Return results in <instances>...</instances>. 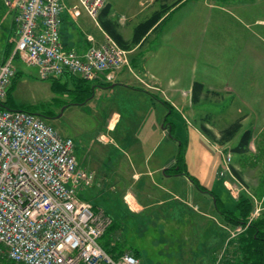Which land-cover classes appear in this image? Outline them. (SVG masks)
Segmentation results:
<instances>
[{
    "label": "rangeland",
    "instance_id": "obj_1",
    "mask_svg": "<svg viewBox=\"0 0 264 264\" xmlns=\"http://www.w3.org/2000/svg\"><path fill=\"white\" fill-rule=\"evenodd\" d=\"M177 1L179 0H162L160 2L156 0H110L112 4L111 13L115 16V19H120L122 16L130 18L137 15L136 20H145L160 9L161 3L173 4ZM227 1L229 0H195V2H190L191 4L189 3L188 5L191 7L200 5L203 15L201 33L199 35L196 33L195 38H188L186 40V43L194 42V45L192 44L188 49L185 48V53H183L181 48L183 44L184 46L186 44L183 42L182 37L179 38L176 35L170 42L164 43V41H161V33H155L135 54H129V67L132 68L135 74L134 79L137 81L133 83V85H137L135 88L140 91L148 90L152 96L156 97L159 103L162 105H164L162 102L167 103L171 109L170 111L167 109L171 113L170 115L175 112V119H178V117V120L181 119L182 134L184 132L187 133L189 129L198 131L199 135H201V141L204 142L207 139L209 142L205 143L213 146L211 149L213 152L208 153V158L218 159V156L221 157L220 176L230 180L229 191L232 197L231 201L236 204L241 195L252 200L254 209L249 218V221L252 222L264 215V197L262 199L259 198L264 187V94L255 97V102L244 101V103H233L226 100V93L218 95L208 91L203 95L204 98L198 104H194L192 102V92L190 91L195 80H204L206 83H209V75L213 71V73L219 71L217 72L218 75L214 76V80L223 82L228 80L229 70L226 71L225 66L229 61L230 48L242 46L243 40L246 41L244 47H247L252 41L251 38H243L242 33H224V28V30L222 29L223 31L219 29L216 32L215 27L217 26L214 25L216 20L222 22L224 25L227 22V16L225 15L229 13L226 10H230V12L236 15L235 10L231 8L232 6L230 9H227ZM253 1L252 7H255L252 8L253 12L264 19V0H260L259 2ZM141 2L142 4L140 5ZM107 4H109V0L105 3V6ZM7 14L8 12L4 8L3 0H0V23L2 22L3 27L9 29L7 27L11 25L12 18L8 17ZM213 14L215 19L212 18ZM6 16L7 18H4ZM239 19L241 20L242 17L239 16V18L235 19L236 23H239ZM97 20H90L87 14L84 13L81 21L77 22L78 24L76 25L71 23L72 27H70L71 25L66 26V32L64 33H97L98 29L95 26L98 25ZM230 31L232 30L230 29ZM3 35L5 36L6 33H0V38ZM94 39L96 38L94 37ZM262 40L261 38L258 43L260 45L259 49L257 42L253 45L259 50L256 51V54L250 52L249 55H243L238 52V54L235 53L230 56L231 60L234 58V60L229 61L234 62L235 65L233 73L238 74L242 78L243 71L239 68L243 66V63L247 64L255 57L258 60L261 58L260 62L264 63ZM106 41L107 38L104 36L102 39L95 40V45L100 46ZM2 44L3 40L0 39L1 59ZM8 46L11 49L12 44L8 43ZM149 52L154 57L148 56ZM141 53L146 57L152 58H150L151 64L148 67L155 70V73L159 75L165 74V78L169 79L171 83L175 81V84H170V88L175 87L176 90L183 89L182 95L184 96V101L173 99L171 93L162 91V89L167 91L165 88L168 87L151 86L147 80L140 79L145 73L147 74V71H144L141 67L138 69L132 67L131 59L135 57L134 60L139 63L140 59L136 58ZM18 67L23 70V73L20 75L12 99H10V108L34 106L36 107L35 113H39L45 106L46 113L52 118L47 119L48 123L61 136L73 140L75 156L78 159L80 167L84 166L82 167L83 169L93 172L95 175V186L82 190L80 192L81 198L109 213L117 224L113 212L116 210L118 211L117 213L122 214V207L117 200L112 197L109 198L112 193L104 192V188H100V186L105 184L103 182L105 180L104 175L112 173L111 169L117 167L119 161L123 167L129 168L126 164L129 163L131 157H127V154H123L122 151H117L113 143L116 141V143L120 144L121 140L129 139L135 134L134 132L139 129L136 124L140 120L138 116L151 108L149 104L150 99L147 100V98L145 99V97H141L140 95H133L128 90L121 89L120 87L111 88L116 83L100 86V84L104 83L99 84L98 81L82 82L79 78L76 79V77L72 78L70 76L69 78L63 76L60 79L61 84L68 82L70 91L62 93L60 92L61 90H58L54 92L51 90V81L41 80L35 67H31L22 61L18 62ZM209 67H213V70H210ZM215 68H219V70H215ZM181 82H184V84L179 85L178 83ZM159 109L161 112L165 111L161 106H159ZM114 112L120 113L123 119L117 131L110 133L106 127H109L108 123ZM245 115L248 116L244 121L247 123H245L246 126L241 124L242 128L239 134L231 142L224 145L221 144V134L226 129L225 127H229V124L234 121L236 122L238 117ZM243 120L240 121L242 122ZM203 127L211 132V136L205 134ZM246 131H251L253 135L249 151L245 155L235 154L233 149L239 144L241 136ZM103 132L109 135L108 140H110L112 145H104V142L101 141L99 136ZM171 137L174 138V134ZM186 138L187 141L188 136ZM186 141L183 143L181 155H179L182 160V170L195 177L202 178V156L197 150L199 146L197 145L194 148L190 140L189 142ZM122 146H125L124 142ZM178 154L179 146L169 138L168 141L165 140L161 148L156 152L155 157L167 161L172 158L171 156H176L178 159ZM228 156H230L231 160L228 166H226L225 160ZM233 169L242 176L243 181L233 175ZM178 181L180 183V180ZM202 186H205V184L202 183ZM175 189L179 190V193L183 196L186 195L187 188H182L180 184H177ZM192 191L197 195L196 201L199 203V206L204 208L207 204V198H204L203 194L196 189H192ZM185 198L188 199L187 195ZM221 200H223L222 202L225 205L223 208L228 210L232 208L231 201ZM214 204H216L215 200H213ZM125 212L126 210L124 209L123 213ZM215 215L218 216V214ZM124 217H121L118 221L119 225L124 229H115L108 238L109 243L110 240H114L120 246L125 247L124 250L132 249L139 252L143 264H193L189 262L193 249H191V246H185L184 235L186 234L188 239L191 240L197 239V232L200 230V227L196 223L192 224L196 218L194 214L190 215L188 212L181 213L176 223L174 221L166 223L167 229L165 230L160 225H154L147 230L145 221L134 224L128 218L129 216ZM221 217V215L218 216L219 222L223 225L220 227L222 231H218L216 235L222 240V245L220 244L221 246L215 247L213 250V253L218 256L217 260L215 259V264L232 263V260L227 258L226 254L231 249L236 248L235 244L233 245L234 239L244 231L242 227H234ZM207 226L206 228L210 232L215 229L212 221H209ZM212 232L209 236L214 237ZM201 250L203 251L204 249L201 248ZM178 254H181V257ZM226 258L228 260L225 262Z\"/></svg>",
    "mask_w": 264,
    "mask_h": 264
},
{
    "label": "built area",
    "instance_id": "obj_2",
    "mask_svg": "<svg viewBox=\"0 0 264 264\" xmlns=\"http://www.w3.org/2000/svg\"><path fill=\"white\" fill-rule=\"evenodd\" d=\"M107 0H3L13 15V49L0 64V104L18 74L17 60L35 67L41 80L71 75L114 84L129 51L109 36L80 51L62 41L65 15L96 21ZM230 156L225 160L230 163ZM224 175V173H222ZM95 175L80 167L72 139L39 115L0 106V258L15 264H143L132 249L109 253L103 240L114 218L83 200ZM117 242L110 240L113 248Z\"/></svg>",
    "mask_w": 264,
    "mask_h": 264
},
{
    "label": "crops",
    "instance_id": "obj_3",
    "mask_svg": "<svg viewBox=\"0 0 264 264\" xmlns=\"http://www.w3.org/2000/svg\"><path fill=\"white\" fill-rule=\"evenodd\" d=\"M67 1L69 5L74 4L76 2V0ZM255 1L259 2L260 0ZM190 2H195V0L187 1L170 16V19L167 23L163 24L157 29L154 28L152 31H150L139 46H136L135 49L130 50V54H135L136 51L141 46H143L148 41V39H150V37L155 33H161V41H164V43L170 42L171 39L176 37V35L179 38L182 37L183 42L186 45L184 46L183 44L181 49L183 50V53H185V48L188 49L189 46H191L192 44L194 45V42L186 43V40H188V38H195L196 33H198V35L199 33H201L203 21V15L201 13L200 5H194L191 7L190 5H188ZM253 3V0L227 1V9H230V7L232 6L231 8L235 10L236 15L233 14V12H230V10H226V12H228L229 14L225 15L227 16V22H225V25L217 20L214 23V25L217 26L215 27L216 32H218L219 29L222 30L224 28V33H242L243 38L246 37L252 39L251 43L247 45V47H244L246 41L243 40L242 46L230 48L229 61L231 60L230 56L234 55L235 53L238 54V52L243 55H249L250 52L256 54V51H259L258 49L260 48V45L258 43L261 38L263 39L262 45L264 46V19L261 18L260 15H255V13L253 12L254 10H252V8H255L252 7ZM141 4L142 2L140 3V5ZM109 5L112 6L110 0ZM7 16H10L12 18L11 25L7 27L9 29L3 27L2 22L0 23V33H6L5 36L3 35L0 38L1 40H3V44L1 47L2 59L0 58V64L3 63L7 55H9V53L13 49V44L11 43V41L16 37L17 28L14 22V17L13 15L8 14ZM7 16L4 18H7ZM65 16L69 19V23H72L73 25L78 24L82 18L81 17L77 21H74L70 19L68 15ZM239 16L242 17L241 20H238L240 24L236 23L235 21V19L239 18ZM136 17L137 15L135 17L132 16L130 18L122 16V18L120 19H115V16L112 15V13L110 14V19L116 23L118 31L124 36L127 41H130L132 39L135 28L141 22L150 18L148 17L145 20H136ZM212 18L215 19L214 14L212 15ZM228 23L230 24L227 25ZM95 26L98 29L97 33H62V41L64 46L69 49L75 48L80 51H84L90 46H92V43L88 40L89 36L93 35L96 38L95 40L102 39L104 36H108V34L101 28L99 23ZM70 27H72V25ZM74 29L75 28L73 26V30ZM230 29L233 32L230 31ZM256 42L258 44V49L256 46H253L256 44ZM8 43L12 44L11 49L10 46H8ZM148 56L154 57L151 52H149ZM134 58L131 59L132 67H134L135 69L141 67L144 71H147V74H144L145 77H139L140 79L143 78L147 80L148 84H150L151 86H166L168 87L165 88L167 91L163 89L162 91L171 93L173 99H177L178 101H184V96L182 95L183 89L180 88L176 90L175 87L170 88V84H173L175 81L171 83L169 79L165 78V74L159 75L155 73V70H152L148 67V65L151 64V57H146L143 53H141L140 55H138V58H136L140 59L139 63L136 62ZM260 59L261 58H259L258 60L255 57L252 61H249V63H243V66L239 68L243 71L241 75L242 78H240L238 74L233 73V71L235 70L234 62L228 61L225 66L226 71L229 70L228 80L224 82L214 80V76H217V72L219 71H217L216 73H213V71L212 74L209 75V83H206L204 80L193 81V85L195 83H201L205 87V90L199 98V102L204 98L203 95L208 91L216 93L218 95L220 93H226V100L232 101L233 103H244V101H254L255 97H258L260 94L263 95L264 63L262 64L260 62ZM232 60H234V58ZM18 62L21 61L17 60V67ZM209 69L213 70V67H209ZM215 70H219V68H215ZM22 73L23 70L18 67L17 75L20 77ZM134 75L135 74L131 67L125 69V71H123L119 75L118 81L116 82V84H114V87H120L121 89L128 90L133 95L136 94L140 95L141 97H145V99L147 98V100L150 99L149 104L151 108L147 112L141 113L138 116L140 117V120H138L136 124L137 128L139 129L134 132L135 134H133L132 137H130L129 139L121 140L120 144L116 143V141L113 140L114 148H116L117 151H122L123 154H127V157H131L129 163L126 164L129 166V168L123 167L122 163L119 161L118 166L114 169H111L112 173L104 175L105 180H103V182L105 184L100 186V188H104V192L107 191L109 193H112L109 198L112 197L117 200L120 203L122 210H126L125 213H123L122 211L123 215L117 213L118 211L114 210L113 213L115 214V219L117 222V224L115 223V229H124L118 223L121 217L124 216V218H126V216H129L128 218L134 224L140 222L143 223L145 221L147 230L154 225H160V227L165 230L167 229L166 223L168 221H174L176 223L179 220V215L181 213L188 212L190 215L194 214V217L196 218L195 222H193L192 224L196 223L198 224V227H200V230L197 232V239H195L196 241L191 240L188 239L186 234L184 235L185 246H191V249H193L191 254V260L189 262L193 264H215V259L217 260L218 256L213 253V250L215 249V247H219L222 245V240L218 238L216 234H218V231H222L220 227H222L223 225L219 222L220 217L218 218L219 213L216 210V205H213V197L208 192H204L199 189L192 182V178H194L201 187L206 188L209 192L217 196L220 199L221 204L225 206L222 202L223 200L221 199H225L227 202H230L232 200V197L229 191L231 184L230 180H228V178L226 177L220 176L222 159L220 156H218V154V159L208 158V153L213 152L211 150L213 146H209L208 144H206L209 142L207 139L204 142L201 141V135H199L198 131L189 129L187 133L184 132V134H182V126L180 125L181 119L178 120L179 117L178 119H175V112H173L170 118L167 119V116L171 113L167 110L164 105L159 103L148 90L140 91L135 88L137 85H133V83L137 81L134 79ZM178 84H184V82ZM193 85L190 88L192 94ZM159 106H161L162 109H165V111L161 112L160 109L158 110ZM246 116L247 115L240 116L236 120L238 121L244 119L241 124H243V126H246L247 123L244 122L248 118V116ZM110 118L111 120H109L108 123L109 127L106 128L108 132L113 133L117 131L120 123L122 122L123 117L120 115V113L114 112ZM232 123H235V121ZM171 132L174 134V138L171 137ZM186 136H188L187 141ZM99 137L101 141L104 142V145H112L110 143V140H108V134L103 132L100 134ZM169 138L170 140L175 142L176 145L179 146V154H181V147L185 141L189 142L190 140V143L193 145L194 148L197 145L199 146L197 150L201 153L202 156V178L195 177L184 171V173H178L180 168H182V160L178 162L176 156H171L172 158L167 161H163L162 159L155 157L156 152L161 148L165 140L168 141ZM123 142L125 146H122ZM171 168H173L176 172L173 173L169 171ZM178 180H180V183ZM202 183H204L205 186H202ZM177 184H180L182 188H187L186 195L188 199L185 198L186 195L183 196L179 193V190L175 189ZM192 189H196L197 191L203 194L204 198H207V204L204 208L199 206V203L196 201L197 195L194 191H192ZM231 206L232 208L229 211H234L236 209V204L232 202ZM94 207L98 209L100 208L97 205H94ZM212 210L214 213L212 212ZM215 214H218V216ZM209 221H212L215 225V229L212 230L213 232L211 231L214 237L209 236L211 232L208 228H206L207 223H209ZM107 241L108 239L104 238V242L108 243ZM201 248H203L204 250L202 251ZM226 255L227 258H230L228 253ZM178 256L181 257V254H178ZM227 258L225 262L228 260Z\"/></svg>",
    "mask_w": 264,
    "mask_h": 264
},
{
    "label": "trees",
    "instance_id": "obj_4",
    "mask_svg": "<svg viewBox=\"0 0 264 264\" xmlns=\"http://www.w3.org/2000/svg\"><path fill=\"white\" fill-rule=\"evenodd\" d=\"M156 1L160 2L162 0H156ZM187 1L189 0H179L173 4L161 3V7L159 10L155 11L150 18L141 22L135 28L133 37L130 41H127L124 38V36L118 31V27L116 23L110 19L111 6L109 4H107L100 12L98 16V23L101 26V28L108 34V36L116 44H118V46H120L122 49L126 51H130L134 47L139 46L143 42L147 34H149L150 31H152L154 28L157 29L163 24L167 23L170 19V16L174 12H176V10H178ZM69 25H71L69 23V19L66 16H64L63 27H62L61 33L66 32V26H69ZM65 77L69 78V75H65ZM70 77L75 78L71 75ZM18 79H19V76L17 75L15 80L13 81L12 87L9 92L8 99L4 103H1L0 106L2 108L23 110V111H26L32 114L39 115L45 120L49 119L50 116H48V114L46 113V109L44 105H43L44 108H42L43 111L41 110V112L39 113H35L36 107L34 106H22V107L20 106L18 108H10L11 106H9V102L16 88ZM79 80L84 82V80H81V79ZM105 85L107 84H100V86H105ZM51 90L54 92L61 90L60 92L62 93L70 91L68 88V82H66L65 84H61L60 79L51 80ZM204 90H205V87L201 83H195L193 85L192 102L194 104L199 103V98L202 95ZM162 103L167 109H169V111L171 110L169 106L167 105V103L165 102H162ZM170 116L171 115H168L167 119L170 118ZM240 122H241L240 120L236 121L235 123L231 124L229 127H227L222 132L221 139H220L221 144L224 145L226 143L231 142L236 137V135L239 134L242 128ZM203 131L205 132L206 135L211 136V132L205 127H203ZM252 139H253V135L251 131L244 132L240 138L239 144L233 149L234 153L238 155H245L249 151V147H250ZM179 155H178V162H180L181 160ZM169 171L173 173L176 172L173 168H171ZM232 172L236 178L243 181L242 176L235 169H233ZM178 173H184L182 168H180ZM192 182L199 189H201L204 192H208L213 197V199L216 201L215 205H216L217 212L219 213V215H221L224 218L226 222L232 224L234 227L240 226L244 229V231L238 237L234 239L233 245L235 244L234 246L236 248L233 250L231 249L228 253V255L230 256L229 259L232 260V263L229 262L227 264H264V215L256 221H252V222L249 221V218L254 209L252 200L244 195H241L239 200L236 201V209L234 211H229L228 209L223 208V205L221 204V201L218 199L217 196L209 192L206 188L201 187L194 178H192ZM262 197H264V187L262 188V194L259 195V198L262 199ZM114 229H115V223L111 227V229L108 231V233L106 234L104 238L108 239ZM107 242L108 243H105L103 240V245L108 250L109 253L120 255L125 251L124 250L125 247L120 246V244H116L115 247L111 248L109 239ZM133 252H134V255L140 259L138 252L135 250H133ZM0 264H15V263H12V262L6 261L3 258H0Z\"/></svg>",
    "mask_w": 264,
    "mask_h": 264
},
{
    "label": "water",
    "instance_id": "obj_5",
    "mask_svg": "<svg viewBox=\"0 0 264 264\" xmlns=\"http://www.w3.org/2000/svg\"><path fill=\"white\" fill-rule=\"evenodd\" d=\"M112 87H114V85ZM215 203H216V201H215Z\"/></svg>",
    "mask_w": 264,
    "mask_h": 264
}]
</instances>
